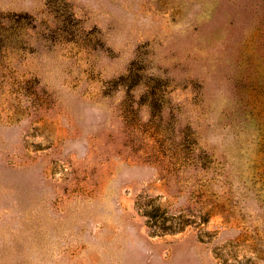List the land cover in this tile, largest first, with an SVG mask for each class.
Wrapping results in <instances>:
<instances>
[{
  "label": "rangeland",
  "instance_id": "374dc122",
  "mask_svg": "<svg viewBox=\"0 0 264 264\" xmlns=\"http://www.w3.org/2000/svg\"><path fill=\"white\" fill-rule=\"evenodd\" d=\"M0 264H264V0H0Z\"/></svg>",
  "mask_w": 264,
  "mask_h": 264
},
{
  "label": "trees",
  "instance_id": "16d2710c",
  "mask_svg": "<svg viewBox=\"0 0 264 264\" xmlns=\"http://www.w3.org/2000/svg\"><path fill=\"white\" fill-rule=\"evenodd\" d=\"M144 209H145V215L148 218V222L150 223V226L155 225L156 221H158V219L161 217V215L157 213L158 209L156 208V206L147 208V205H144ZM186 223H187L186 220H180L176 222L170 221V223L167 226H161L160 228H162L161 231H179L183 229ZM156 231L157 230H153V233H155Z\"/></svg>",
  "mask_w": 264,
  "mask_h": 264
}]
</instances>
